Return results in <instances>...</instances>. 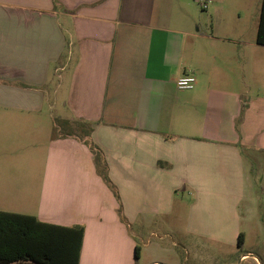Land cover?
<instances>
[{
	"label": "crops",
	"instance_id": "obj_1",
	"mask_svg": "<svg viewBox=\"0 0 264 264\" xmlns=\"http://www.w3.org/2000/svg\"><path fill=\"white\" fill-rule=\"evenodd\" d=\"M228 4L0 0V210L83 226L78 264H134L136 246L138 264H215L240 232L250 247L264 230V44L260 7L246 34ZM185 72L191 89L176 86ZM56 116L75 132H54Z\"/></svg>",
	"mask_w": 264,
	"mask_h": 264
},
{
	"label": "trees",
	"instance_id": "obj_2",
	"mask_svg": "<svg viewBox=\"0 0 264 264\" xmlns=\"http://www.w3.org/2000/svg\"><path fill=\"white\" fill-rule=\"evenodd\" d=\"M257 43L264 44V0H260ZM245 106V101L242 102ZM93 154L96 170L112 189L101 150L86 140ZM115 192V190H114ZM84 228L39 220L31 214L0 210V264L30 261L33 264H78ZM243 245V233L238 246ZM138 246L135 261L138 264Z\"/></svg>",
	"mask_w": 264,
	"mask_h": 264
},
{
	"label": "rangeland",
	"instance_id": "obj_3",
	"mask_svg": "<svg viewBox=\"0 0 264 264\" xmlns=\"http://www.w3.org/2000/svg\"><path fill=\"white\" fill-rule=\"evenodd\" d=\"M226 2L231 3L234 5L236 9L241 11V20L239 21L241 25V29L244 33L249 34L250 30L247 29V24L250 22V19L252 16H254L257 9L260 7V0H225ZM228 4V5H231ZM232 14V13H230ZM237 17L232 14V20H236ZM249 31V32H248ZM7 108L0 107V111L5 110ZM45 111H49V107L46 104ZM63 111V113H66L67 109L64 108L61 104H58L55 108V114L57 115L58 111ZM59 114V113H58ZM66 116V114H64ZM52 124H55L54 132L56 133H64V132H75L78 125L77 124H71L67 119H59L57 116L56 118L52 119ZM84 133V132H83ZM264 170V169H263ZM260 175L256 179V183L258 184L257 189L260 190ZM263 205L261 206L262 210ZM260 210V211H261ZM264 213V209H263ZM260 234H262V238H260ZM156 238L153 236L152 239ZM261 239V240H260ZM249 246H245L243 248L237 247L234 249L228 248V247H218L213 249L214 250V256H218V259L216 260L215 264H264V230L263 231H252L250 232L249 237ZM242 250H241V249ZM252 251V253H255L257 255V263H255L253 260V256L249 257L247 260L238 261V255L245 251ZM190 263L192 260L189 261Z\"/></svg>",
	"mask_w": 264,
	"mask_h": 264
},
{
	"label": "built area",
	"instance_id": "obj_4",
	"mask_svg": "<svg viewBox=\"0 0 264 264\" xmlns=\"http://www.w3.org/2000/svg\"><path fill=\"white\" fill-rule=\"evenodd\" d=\"M202 6H205L206 3L201 2ZM195 75L192 72H185L176 79V86L179 89H191L195 84Z\"/></svg>",
	"mask_w": 264,
	"mask_h": 264
}]
</instances>
